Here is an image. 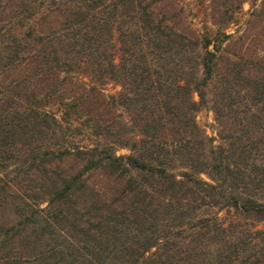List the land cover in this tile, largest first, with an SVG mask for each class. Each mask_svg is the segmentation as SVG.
I'll return each instance as SVG.
<instances>
[{
    "label": "trees",
    "instance_id": "obj_1",
    "mask_svg": "<svg viewBox=\"0 0 264 264\" xmlns=\"http://www.w3.org/2000/svg\"><path fill=\"white\" fill-rule=\"evenodd\" d=\"M216 33L177 0H0V264H264V61Z\"/></svg>",
    "mask_w": 264,
    "mask_h": 264
},
{
    "label": "rangeland",
    "instance_id": "obj_2",
    "mask_svg": "<svg viewBox=\"0 0 264 264\" xmlns=\"http://www.w3.org/2000/svg\"><path fill=\"white\" fill-rule=\"evenodd\" d=\"M177 4L182 6L183 20L189 24L197 36L208 35L215 39L217 30L231 34L234 39L242 36L240 43L248 47L247 53L264 61V12H257L259 0L241 2L231 13L230 19L225 22L213 10L214 4L211 0H177ZM233 46L234 44L230 45L226 55L234 59L235 56L231 54ZM117 89V85L109 83L105 86L104 92L113 93ZM196 121L208 135L214 134V122L209 109L201 108L196 114ZM117 152H124V150L119 149ZM14 219L10 212L0 210L1 223L7 225Z\"/></svg>",
    "mask_w": 264,
    "mask_h": 264
}]
</instances>
